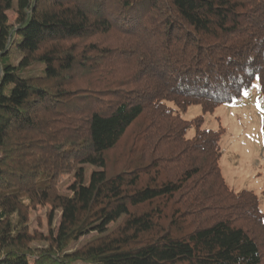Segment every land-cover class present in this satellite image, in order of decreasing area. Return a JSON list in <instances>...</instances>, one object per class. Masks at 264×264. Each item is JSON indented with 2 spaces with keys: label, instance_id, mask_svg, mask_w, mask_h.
<instances>
[{
  "label": "trees",
  "instance_id": "16d2710c",
  "mask_svg": "<svg viewBox=\"0 0 264 264\" xmlns=\"http://www.w3.org/2000/svg\"><path fill=\"white\" fill-rule=\"evenodd\" d=\"M255 80L264 0H0V264H264L203 122Z\"/></svg>",
  "mask_w": 264,
  "mask_h": 264
},
{
  "label": "rangeland",
  "instance_id": "374dc122",
  "mask_svg": "<svg viewBox=\"0 0 264 264\" xmlns=\"http://www.w3.org/2000/svg\"><path fill=\"white\" fill-rule=\"evenodd\" d=\"M8 15L11 22L16 20L15 12L10 11ZM199 114H202L200 106L192 105L183 116L191 119ZM204 118L205 127L224 130L220 165L228 185L237 191H255L264 210V94L258 80L234 104L218 106L213 112L206 113ZM193 130L188 135H192ZM91 172L92 167H85L83 180H88ZM61 179L64 190L68 191L72 179L66 176ZM49 210V205L39 206L33 216L44 220Z\"/></svg>",
  "mask_w": 264,
  "mask_h": 264
}]
</instances>
